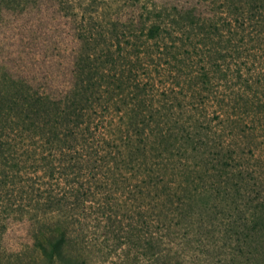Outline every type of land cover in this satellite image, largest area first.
I'll return each mask as SVG.
<instances>
[{
  "label": "trees",
  "instance_id": "16d2710c",
  "mask_svg": "<svg viewBox=\"0 0 264 264\" xmlns=\"http://www.w3.org/2000/svg\"><path fill=\"white\" fill-rule=\"evenodd\" d=\"M107 2L0 0V246L9 223L24 239L0 264H85L82 210L126 197L142 259L183 264L158 232L198 186L165 161L197 129L198 167L251 180L264 235V0ZM170 66L174 93L156 81Z\"/></svg>",
  "mask_w": 264,
  "mask_h": 264
},
{
  "label": "rangeland",
  "instance_id": "374dc122",
  "mask_svg": "<svg viewBox=\"0 0 264 264\" xmlns=\"http://www.w3.org/2000/svg\"><path fill=\"white\" fill-rule=\"evenodd\" d=\"M121 3L123 0H108L107 8L113 9ZM185 75L184 71L170 66L156 76V81L165 83L169 92L174 93L173 90H181V85H186ZM186 89L187 86L183 90ZM187 93L188 96L182 98L183 102L192 100L190 91ZM195 98L193 102H198V97ZM168 102L171 104V100ZM174 102L179 103V100L174 99ZM190 115L184 112L180 119L187 120ZM192 141L179 142L171 150L165 165L170 182L183 175L192 190L197 184L198 191L193 193L198 196L168 197L173 205L166 213V223L158 232L160 248L164 253L181 259L183 264H264V235L255 225L254 218V212H262L259 208L262 197L252 189L254 184L251 180H237L235 175L232 176L238 170L223 169L213 164L200 169L198 129L196 133L193 130ZM245 174L247 179H252L250 173ZM125 200L121 204L129 209L133 204L132 197ZM87 205L81 212L87 220L83 245L87 256L85 264H148L139 254L140 247L125 239L130 230L127 222L130 210L116 207L115 215L113 208L106 206L103 214V208H98L95 200ZM109 211H112L110 219L107 218ZM154 213L148 209L146 217L150 219ZM10 227L9 223L2 232L1 249L16 250L24 240L21 231H13Z\"/></svg>",
  "mask_w": 264,
  "mask_h": 264
}]
</instances>
